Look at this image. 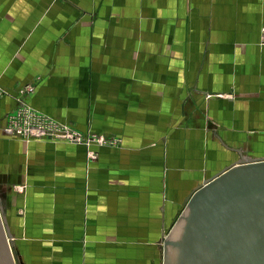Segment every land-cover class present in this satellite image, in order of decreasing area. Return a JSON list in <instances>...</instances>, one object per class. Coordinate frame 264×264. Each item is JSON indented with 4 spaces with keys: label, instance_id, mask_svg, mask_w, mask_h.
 <instances>
[{
    "label": "crops",
    "instance_id": "crops-1",
    "mask_svg": "<svg viewBox=\"0 0 264 264\" xmlns=\"http://www.w3.org/2000/svg\"><path fill=\"white\" fill-rule=\"evenodd\" d=\"M263 31L264 0H0V128L31 84L35 109L123 140L92 168L81 146L2 142L0 191L25 168L57 203L59 264H160L196 188L264 159Z\"/></svg>",
    "mask_w": 264,
    "mask_h": 264
},
{
    "label": "water",
    "instance_id": "water-1",
    "mask_svg": "<svg viewBox=\"0 0 264 264\" xmlns=\"http://www.w3.org/2000/svg\"><path fill=\"white\" fill-rule=\"evenodd\" d=\"M0 192V264H23ZM169 264H264V159L243 157L205 181L164 239Z\"/></svg>",
    "mask_w": 264,
    "mask_h": 264
},
{
    "label": "rangeland",
    "instance_id": "rangeland-1",
    "mask_svg": "<svg viewBox=\"0 0 264 264\" xmlns=\"http://www.w3.org/2000/svg\"><path fill=\"white\" fill-rule=\"evenodd\" d=\"M33 88L34 87L31 86V84L24 87L22 90V96L17 98V107L8 111L4 117V125L2 128H0L1 173L6 172L10 174L12 172L10 170V154H8L7 150L5 151L3 149L2 145V142L4 143L6 141H20L26 144L51 143L55 145H69L70 147L81 146L86 149L87 160H85V163L91 168L93 167L94 163L98 160L97 153L99 151H102L107 148L117 150L123 147V140L119 136L111 137L98 135L92 131L85 132L76 128L74 125L68 122L56 119L55 117L45 112L35 109L27 103L28 95L33 93ZM8 97L9 93L0 87V99ZM22 105L27 106L31 110L30 114L40 122L41 118H43V123L47 124V129L49 131L51 130L50 133L53 134V137L45 136L43 138L25 139L22 138L16 131L11 130V127L13 126L10 122V115L18 108H21ZM27 115V113H24L23 115L24 123L27 118ZM31 120L37 121L33 118ZM69 138H73V141ZM27 150L26 152H28ZM48 159L50 161L51 158L49 157ZM68 162L70 161H61L59 168H62V164H67ZM21 163L25 165V162L21 161ZM50 169L52 171H55L56 167L54 166ZM26 171L27 170L24 168L23 172L25 174L21 172V176H17L19 183L16 185H9L8 192L7 194H5L9 198L8 205L10 207L7 208V222L9 229L16 240V249L19 253L20 259L25 263L27 262V264H59V261L62 258V253H60L59 249L61 250L63 247L61 233L59 232V225H48L49 221L51 223H54L55 220L53 218L48 219V217L42 215V212L45 213V211L46 213H49L48 210L52 207L53 213L49 215L50 217H55L58 212L56 207L57 203L55 201H52V199L49 201L48 197H46L47 199H45V201L36 202L37 199L35 195L30 192L31 188L33 189L34 187L33 181L35 179H32L31 177L28 178L26 176ZM13 177V180L15 181V175ZM51 177L53 179H61L59 177L57 178V176ZM184 210L185 208H183V210L179 212L178 219L184 212ZM170 231L171 229H169L164 239L168 237ZM164 239L162 241V247L159 251V262L160 264H169V259L165 261ZM139 243L144 245L146 242ZM128 259L123 258V264H128ZM145 260L147 261V259Z\"/></svg>",
    "mask_w": 264,
    "mask_h": 264
},
{
    "label": "built area",
    "instance_id": "built-area-1",
    "mask_svg": "<svg viewBox=\"0 0 264 264\" xmlns=\"http://www.w3.org/2000/svg\"><path fill=\"white\" fill-rule=\"evenodd\" d=\"M262 45L264 46V31L262 35ZM30 109L27 106L22 105L21 108H18L10 115V122L13 127L12 131H16L22 138L31 139V138H43V137H53L51 130L47 128V124L43 123V118L41 122L37 120L34 116L30 114ZM24 113H27V118L24 123ZM37 121H32L31 119ZM53 132V131H52ZM73 141V138H69Z\"/></svg>",
    "mask_w": 264,
    "mask_h": 264
}]
</instances>
